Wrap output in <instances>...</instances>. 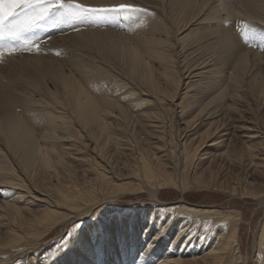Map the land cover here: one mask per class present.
<instances>
[{
	"label": "bare ground",
	"instance_id": "obj_1",
	"mask_svg": "<svg viewBox=\"0 0 264 264\" xmlns=\"http://www.w3.org/2000/svg\"><path fill=\"white\" fill-rule=\"evenodd\" d=\"M82 1L144 8L0 76V264H247L241 209L186 195L264 204V0Z\"/></svg>",
	"mask_w": 264,
	"mask_h": 264
},
{
	"label": "rangeland",
	"instance_id": "obj_2",
	"mask_svg": "<svg viewBox=\"0 0 264 264\" xmlns=\"http://www.w3.org/2000/svg\"><path fill=\"white\" fill-rule=\"evenodd\" d=\"M68 3H72L73 5H80L87 9H92L89 11H86L80 19V22L78 23H68L64 25H58L56 24V20L59 19V16L64 11L63 9H57L56 12L52 14V16L42 22L40 27L33 28L31 30H26L20 33L19 38L10 37L7 34L4 36H0V53H3L0 55V76L9 78L8 76H12V73H9V71H12L14 73H17L21 71L20 63H22V60H35L40 59L42 57H46L48 59H54V60H61V59H67L71 56L70 53L73 50L72 45L62 42V36L67 35L69 33L77 32L80 28H103V27H109L111 29H114L116 31L122 30L123 26V32H128L126 23L127 22V16L130 15V12L137 10H143L144 6L138 3L130 4L128 3V7H121L119 5H90L89 3H86L82 0H66ZM127 5V4H126ZM106 6V7H105ZM110 12V13H109ZM112 14V15H111ZM127 14V16H126ZM129 14V15H128ZM113 16V17H112ZM120 18V19H119ZM118 19V20H117ZM116 21L118 23H116ZM108 22V23H107ZM123 23V24H122ZM107 24V25H106ZM121 24V25H120ZM121 27V28H120ZM64 43V44H63ZM11 52V54H9ZM27 54L35 55L36 58H15V63L3 61L6 58V55L9 56H26ZM5 56V58H3ZM14 67H17V70L15 68H12V65ZM71 67V66H70ZM10 68V69H9ZM13 69V70H12ZM15 70V71H14ZM17 71V72H16ZM253 97V104L252 107L257 110V113L260 115V119L262 120V123H264V104L261 103V101H257ZM256 102V103H255ZM259 110V112H258ZM252 111H245L244 116L245 118L248 116H252ZM262 116V117H261ZM240 171V170H239ZM238 169L234 171V176L236 173L239 172ZM250 174V181L251 182H263L259 177L258 174L255 175V173H249ZM237 175V174H236ZM255 178V179H251ZM256 180V181H255ZM254 183V184H255ZM166 194L163 193V198H166L167 200H179L182 197V193L177 190H172V192H167ZM228 194H225L223 192H189L186 197L194 202H201V203H219L224 205L225 207L230 206V202H232L231 206L235 207L237 209H241L243 212V220L241 221V230H240V240L243 245V254L244 257L247 259L248 256V263L247 264H256L254 259L252 258L254 255V246H255V240L257 237V233L260 232L261 225L264 223V204L259 203L256 199L248 198V199H231V197L227 196ZM2 198V197H1ZM0 198V200H1ZM130 202L126 201V199H122L121 204L126 206ZM229 204V205H228ZM66 229L60 228L59 230L55 231L51 236H49L46 241H44L43 246L40 248V250L46 251V253L52 255L53 254V248L56 245V242L64 236ZM28 254V252H27ZM44 254V252H43ZM25 256H27L25 254ZM24 258H20L17 261H21ZM15 261V264L17 263Z\"/></svg>",
	"mask_w": 264,
	"mask_h": 264
},
{
	"label": "snow or ice",
	"instance_id": "obj_3",
	"mask_svg": "<svg viewBox=\"0 0 264 264\" xmlns=\"http://www.w3.org/2000/svg\"><path fill=\"white\" fill-rule=\"evenodd\" d=\"M57 9L64 10L56 20L58 25L78 23L86 11L92 10L66 0H0V36L19 38L21 32L40 27Z\"/></svg>",
	"mask_w": 264,
	"mask_h": 264
}]
</instances>
